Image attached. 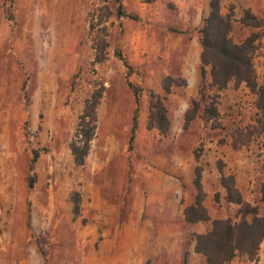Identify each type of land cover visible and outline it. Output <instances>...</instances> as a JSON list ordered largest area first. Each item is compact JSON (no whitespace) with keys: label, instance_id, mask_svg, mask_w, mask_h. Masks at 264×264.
I'll use <instances>...</instances> for the list:
<instances>
[{"label":"rangeland","instance_id":"1","mask_svg":"<svg viewBox=\"0 0 264 264\" xmlns=\"http://www.w3.org/2000/svg\"><path fill=\"white\" fill-rule=\"evenodd\" d=\"M210 1L0 0V264H205L195 235L215 219L240 220L223 177L263 212L257 96L245 83L218 92L209 73L203 79ZM121 4L138 19L119 16ZM222 13L234 41L260 36L254 65L264 84V0H223ZM248 13L258 27L243 22ZM168 77L185 84L167 95ZM129 82L141 89L132 150ZM94 97L95 136L80 166L71 143ZM158 98L165 135L149 128ZM208 107L217 116L207 121ZM199 200L211 221L189 223L185 212ZM230 264L257 263L239 255Z\"/></svg>","mask_w":264,"mask_h":264},{"label":"trees","instance_id":"2","mask_svg":"<svg viewBox=\"0 0 264 264\" xmlns=\"http://www.w3.org/2000/svg\"><path fill=\"white\" fill-rule=\"evenodd\" d=\"M223 0L210 1V13L204 20L202 27L201 43L203 52L201 62L203 64V79H206L209 73L211 77V87L216 88L218 92L225 90L232 82L235 86L245 83L250 91L257 96V107L262 116H264V84H259L254 65V56L258 49L257 41L260 36L252 34L242 42L234 41L232 37L233 22L229 15L222 13ZM119 16L138 19L136 15L127 14L123 10V5L119 6ZM250 21H256V18L248 13L243 19L244 23L252 26ZM129 72L130 77L132 66L117 53ZM209 68V71L206 68ZM185 80L168 77L165 81V91L167 95L171 94L172 87L182 86ZM133 91L136 103V110L133 118V126L130 135L129 149H133L138 129L139 105L141 89L129 82ZM200 94L204 97V90L201 86ZM98 98L88 102L85 112L81 118L79 136L81 139L71 143L72 153L77 165H84L90 151V143L95 136L96 131V108ZM199 104L195 103L197 110ZM207 121L217 116L215 108H206ZM194 117V115H192ZM187 113V121L192 119ZM89 118V119H88ZM149 128L157 129L165 135L170 128L167 107L164 100L158 98L151 103L149 116ZM40 156L39 150H33V157L30 165V175L28 177V186L33 188L36 183L35 164ZM222 185L227 190V201L240 206V220L233 222L232 219H215L212 221V227L205 233L195 235V252L205 257V264H230L237 256H246L249 260L258 264L259 251L264 241V209L261 213L259 206H252L246 202L241 192L235 186L233 178L223 177ZM197 186L200 187L197 181ZM261 202L264 205V182L261 185ZM186 220L189 223L200 221H211L207 209L203 206L201 200L195 205L187 208ZM30 224V222H29Z\"/></svg>","mask_w":264,"mask_h":264},{"label":"crops","instance_id":"3","mask_svg":"<svg viewBox=\"0 0 264 264\" xmlns=\"http://www.w3.org/2000/svg\"><path fill=\"white\" fill-rule=\"evenodd\" d=\"M261 248H262V250L264 249V241H263V243L261 245ZM262 250H261V252H262ZM261 254H263V253H261Z\"/></svg>","mask_w":264,"mask_h":264}]
</instances>
